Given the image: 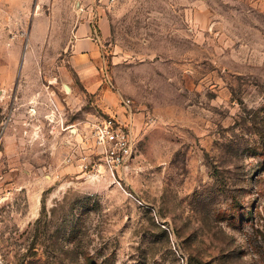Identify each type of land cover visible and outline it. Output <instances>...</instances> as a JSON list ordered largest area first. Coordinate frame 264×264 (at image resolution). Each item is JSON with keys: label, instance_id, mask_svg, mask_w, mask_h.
I'll list each match as a JSON object with an SVG mask.
<instances>
[{"label": "rangeland", "instance_id": "rangeland-1", "mask_svg": "<svg viewBox=\"0 0 264 264\" xmlns=\"http://www.w3.org/2000/svg\"><path fill=\"white\" fill-rule=\"evenodd\" d=\"M53 1L0 0V264H264V0H115L108 103L67 63L76 0L24 65ZM111 117L137 146L113 172Z\"/></svg>", "mask_w": 264, "mask_h": 264}, {"label": "crops", "instance_id": "crops-1", "mask_svg": "<svg viewBox=\"0 0 264 264\" xmlns=\"http://www.w3.org/2000/svg\"><path fill=\"white\" fill-rule=\"evenodd\" d=\"M61 1H53V9L50 14L41 13L34 18L29 32V45L24 56V65L30 60L31 55H37L38 46L46 40L49 31L52 33V39H54L55 29L59 27L56 9L60 7ZM79 1H75L76 17L68 30L67 49L64 51L68 56L67 63L73 71L77 83L82 88V93L96 95L100 97L101 102L108 103L109 99L113 100V97H111V92L103 87L101 69L106 62L107 46L105 44L111 35L110 20L106 14L97 19L98 28L97 35H95L91 24L92 11L86 9L82 12L77 7ZM16 47L15 44L13 48ZM71 100L81 102L83 98L74 94ZM71 126L75 127L77 123H72Z\"/></svg>", "mask_w": 264, "mask_h": 264}, {"label": "built area", "instance_id": "built-area-1", "mask_svg": "<svg viewBox=\"0 0 264 264\" xmlns=\"http://www.w3.org/2000/svg\"><path fill=\"white\" fill-rule=\"evenodd\" d=\"M114 3L115 0H80L77 7L82 12L86 9L92 11L91 24L95 35H97L96 20L107 14ZM101 76L103 83L113 87L107 75L106 62L102 66ZM121 104L130 108L129 100L122 99ZM90 134L94 146L98 149L100 163L110 171L127 169L136 157L137 146L129 123L121 122L113 117L107 118L95 122L91 127Z\"/></svg>", "mask_w": 264, "mask_h": 264}]
</instances>
